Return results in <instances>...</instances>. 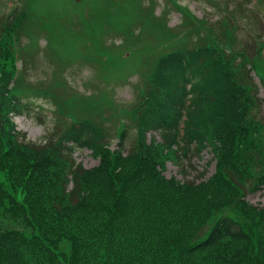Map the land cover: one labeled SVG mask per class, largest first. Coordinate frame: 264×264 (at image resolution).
<instances>
[{"label": "trees", "instance_id": "obj_1", "mask_svg": "<svg viewBox=\"0 0 264 264\" xmlns=\"http://www.w3.org/2000/svg\"><path fill=\"white\" fill-rule=\"evenodd\" d=\"M16 1L20 5L0 18V264H264V205L246 200L264 189V120L258 117L264 97L251 75L264 90V43L250 50L239 42L228 10L233 2L215 4L214 23L222 24L213 25L169 0L186 25L171 36L151 6L99 0L106 14L80 21L83 34L93 35L89 60L98 63L102 56L100 63L112 66V59L118 67L111 48L98 40L110 10L119 17L111 24L123 45L138 26L139 34L159 29L163 44L173 47L149 66L148 57L137 65L130 55L133 67L124 71L132 75L146 66L148 81L137 90L139 102L114 122L103 116L110 100L96 82L77 99L55 79L30 85L23 62L39 59L40 34L52 50L66 52L67 43L74 49L84 40L65 27L68 21L37 16L45 0ZM76 51L73 57L82 55ZM32 97L56 109L35 142L12 119L22 98ZM79 148L97 164L75 162ZM204 150L209 160L188 179V163ZM166 161L176 164L181 178L163 173ZM211 164L213 172L201 179Z\"/></svg>", "mask_w": 264, "mask_h": 264}, {"label": "rangeland", "instance_id": "obj_2", "mask_svg": "<svg viewBox=\"0 0 264 264\" xmlns=\"http://www.w3.org/2000/svg\"><path fill=\"white\" fill-rule=\"evenodd\" d=\"M15 1V2H13ZM247 0H179L181 6L184 7L183 12H188L191 18L201 19L207 23L213 22V25L222 24L214 23L217 15V5L225 8L228 3L233 2L234 6L231 13L235 15L236 37L241 43H245L250 50L257 46V41L264 43V9L261 7H255L252 10L255 14L260 16L256 18L247 8ZM140 7L147 9L149 6L153 9V14L156 17H162L164 28L171 32V36L176 35L186 30V25L181 24L183 18H179V14L175 11H169L164 17V8L162 6V0H136ZM14 5H20L16 0H0V18L12 9ZM37 8V4H35ZM240 10V13H235ZM106 14V9L102 8V4L99 0H45L40 1L36 11L37 16L46 17L47 19L55 18L60 23L67 22L65 27H70L72 30L83 35L84 42L75 45L74 49L67 43V52L60 49H53L52 44L48 42V38L40 36L37 38V43L42 47L46 44L45 49L41 50L36 55L40 54L36 63H30L27 61L25 65L23 62V69L25 70L26 77L30 85H40L43 83L40 81L46 79L51 81L55 79L59 83V88L68 93H73L74 99L80 98L79 94H89L91 91L90 83L96 81L101 89L107 92L108 99L110 100L103 108V116L107 117L112 115L113 121L116 122V117L121 116L126 111H129L133 104L139 102L140 97L138 95V88L144 87L146 84L144 74L147 71V67H141L138 72L132 75H127L124 71L133 67L131 62H127L132 54L137 65L143 64L142 59L148 57V66L151 64L154 57L171 50L173 47L164 45L165 38L159 33V29L153 33L142 32L139 34L138 26L133 27V37L129 43L123 45L124 37L114 30L115 26L111 24L112 20L119 18L116 13L110 10V17L101 27L103 33L98 40L101 44L111 48L112 58L118 61V67H115L114 62L110 59V65H103L99 60H102V56L98 57V63L94 60H89L88 57L95 55L93 50V35L90 37L88 34H83L82 22L99 17L101 12ZM82 13V14H81ZM81 20L79 19V15ZM185 14V13H184ZM220 17V16H219ZM221 19V18H220ZM85 22V21H84ZM194 36V35H193ZM252 38V39H251ZM196 36L192 40H189V47L195 41ZM57 40L62 43H66L68 38L63 36H57ZM65 41V42H64ZM62 43H57L63 46ZM87 48V49H86ZM71 49V51L69 50ZM80 50L82 55L75 56L77 51ZM74 50V51H73ZM125 52H128L126 56ZM125 54V55H124ZM74 58V59H73ZM103 60H107L103 57ZM108 62V61H106ZM22 63V62H21ZM114 65V66H113ZM22 67V66H21ZM255 83L258 85L259 97H264V90L260 84L259 79L253 72H251ZM131 76V77H130ZM25 80V82H28ZM90 82V83H89ZM28 100V101H26ZM27 102V103H25ZM51 102V101H50ZM42 98H23L20 101V113L13 116V121L16 126V130L22 132L26 136L27 141L35 142L39 141L41 137L46 133V127L52 125L50 118L51 103ZM53 105V104H52ZM258 117H262L264 120V107L260 108ZM133 134L134 130H130ZM154 132H152V135ZM156 136V135H155ZM157 137V136H156ZM149 138V133H147ZM116 143V138L112 139V146ZM210 154L203 151L201 158H193L188 164V179H193L202 172L205 162L209 160ZM75 162L82 164L85 168L93 167L97 164V159L89 154L87 149H76L73 152ZM213 172V165H210L206 169V173L203 178H206ZM166 176L176 175L180 177L176 164L171 161H166V169L164 171ZM246 199L254 204L264 205V189H260L254 193H248Z\"/></svg>", "mask_w": 264, "mask_h": 264}]
</instances>
